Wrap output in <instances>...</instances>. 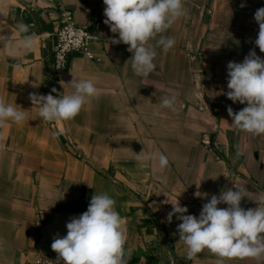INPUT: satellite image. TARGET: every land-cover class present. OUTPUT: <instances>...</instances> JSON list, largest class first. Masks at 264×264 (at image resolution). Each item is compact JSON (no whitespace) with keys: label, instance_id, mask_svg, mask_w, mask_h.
I'll list each match as a JSON object with an SVG mask.
<instances>
[{"label":"crops","instance_id":"crops-1","mask_svg":"<svg viewBox=\"0 0 264 264\" xmlns=\"http://www.w3.org/2000/svg\"><path fill=\"white\" fill-rule=\"evenodd\" d=\"M262 6L264 0H184L185 14L163 33L174 46L157 47L154 71L141 78L128 45L111 43L118 34L103 22V0H0V99L26 112L22 122L0 121V264H34L42 231L52 242L66 235V222L105 192L126 226L127 264H170V257L175 264H216L207 248L187 257L177 232L181 221L173 214L168 222L167 214L177 198L186 214L198 216L212 194L241 184L248 189L241 207L264 199V134L237 129L227 109L246 105L225 95L229 61L241 62L250 50L264 58L254 44V12ZM60 8L70 9L79 25L97 18L99 26L88 47L92 58L72 55L54 78L51 34ZM20 22L27 33L18 32ZM24 35L30 48L22 47ZM82 78L92 79L99 94L75 117L39 116L30 93L68 94L70 81ZM171 94L174 111L161 106ZM197 136L208 137L196 143ZM197 149L208 158L193 160ZM10 152L18 157H5ZM145 152H163L168 167L139 159ZM193 167L203 173L193 176ZM225 264H264V258H226Z\"/></svg>","mask_w":264,"mask_h":264},{"label":"clouds","instance_id":"clouds-1","mask_svg":"<svg viewBox=\"0 0 264 264\" xmlns=\"http://www.w3.org/2000/svg\"><path fill=\"white\" fill-rule=\"evenodd\" d=\"M104 23L117 37L112 44L124 43L132 53L131 68L137 77H147L156 67V48L171 49L175 40L163 33L186 12L184 0H103ZM259 26L254 44L264 52V6L254 12ZM21 34L28 32L23 22L17 25ZM158 37V38H157ZM155 39V44L152 43ZM22 47H31V37L24 35ZM227 91L225 95L234 103L245 104L233 113L227 111L234 126L253 135L264 134V58L254 50L241 62L229 61L227 66ZM73 91L63 95L30 93L32 104L39 108V116L46 121L70 120L98 96L99 89L92 79L71 80ZM175 94L165 96L161 106L175 110ZM26 112L0 99V121L22 122ZM139 159L154 162L163 170L169 158L163 152H145ZM245 185H235L212 194L202 205L197 215L186 214L177 198L167 214L171 222L173 214L181 221L177 225L179 238L187 247V257L192 258L205 248L215 253L216 264H225L226 258H264V199L255 200L256 206L241 207L242 198L247 197ZM195 195L200 196L197 192ZM115 200L109 194H93L86 211L72 216L66 222V235L57 236L51 248L58 253L63 264H127L125 244L126 226L115 208ZM53 204V203H52ZM225 204L226 207H218ZM51 205V204H50ZM170 264H175L173 258Z\"/></svg>","mask_w":264,"mask_h":264},{"label":"built area","instance_id":"built-area-1","mask_svg":"<svg viewBox=\"0 0 264 264\" xmlns=\"http://www.w3.org/2000/svg\"><path fill=\"white\" fill-rule=\"evenodd\" d=\"M99 21L90 18L83 25H79L70 9L60 8L58 25L51 34L52 38V65L51 75L58 78L68 68L69 59L74 54L92 58L88 47L97 38ZM34 264H59L42 254Z\"/></svg>","mask_w":264,"mask_h":264},{"label":"rangeland","instance_id":"rangeland-1","mask_svg":"<svg viewBox=\"0 0 264 264\" xmlns=\"http://www.w3.org/2000/svg\"><path fill=\"white\" fill-rule=\"evenodd\" d=\"M207 137L208 136H206V138L204 137V136H197V140H196V143H201V140L202 139H207ZM212 140L211 141H209L210 143H209V145L208 146H212V144L214 143V139H215V137H212L211 138ZM198 150V149H197ZM23 153V152H22ZM68 153H71L74 157H76L77 159H80V155L75 151V150H71V151H69L68 150ZM178 151L176 152V151H172V155H178ZM5 157H11V158H17L18 157V155L17 154H15V153H9V154H6L5 155ZM38 157H41L40 156V154H38ZM21 158H22V156H21ZM206 158H208V157H206V154H204V153H202L201 151H196V152H193V160H195L196 162H199L201 159L202 160H204V159H206ZM194 168V170L196 169L197 171H191V172H193L194 174H193V176L194 175H197L198 174V176H199V174H202L203 172H202V170H199L200 168H196V167H193ZM203 169V168H202ZM183 170V169H182ZM181 170V171H182ZM186 170H188V169H186ZM186 170H183L182 171V173L184 174V176H188V174H189V172H188V174H187V171ZM199 170V171H198ZM219 170H220V168H218V171L217 172H219ZM195 178V177H194ZM193 178V179H194ZM197 178V177H196ZM195 181H196V179H195ZM199 183V182H198ZM202 185H203V183H202Z\"/></svg>","mask_w":264,"mask_h":264},{"label":"water","instance_id":"water-1","mask_svg":"<svg viewBox=\"0 0 264 264\" xmlns=\"http://www.w3.org/2000/svg\"><path fill=\"white\" fill-rule=\"evenodd\" d=\"M51 243L52 241L48 237V232L44 229V231H42L41 240L39 243L41 254L53 261H57L59 259V255L51 248Z\"/></svg>","mask_w":264,"mask_h":264}]
</instances>
